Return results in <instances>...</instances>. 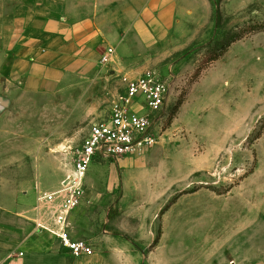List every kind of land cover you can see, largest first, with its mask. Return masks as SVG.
<instances>
[{"label":"rangeland","instance_id":"obj_1","mask_svg":"<svg viewBox=\"0 0 264 264\" xmlns=\"http://www.w3.org/2000/svg\"><path fill=\"white\" fill-rule=\"evenodd\" d=\"M175 1L173 24L164 23L165 28L158 24L159 20L165 21L158 13L119 14V20L127 28L144 18L149 25L154 24L156 31L144 40L134 38L132 31L122 33L134 60L106 81L101 91L102 100L97 105L94 94L101 83L95 79L48 94L39 92L33 98L36 102L33 123H38L41 131L48 127L42 134L44 138L38 151L54 155L63 168L64 179L71 173L74 153L83 144L91 125L109 111L120 75H136L151 68L168 76L172 92L161 119L164 135L159 142L140 157L124 156L129 159L128 164L121 163L123 157L96 159L88 171L87 181L91 176L100 178L106 166L117 161L125 167L126 173L135 171L130 181L125 177V185L132 187L125 195L126 205L120 204L121 187L113 192L102 188L91 204H82L71 211L76 210L87 224L101 223L102 228L106 218L122 214L121 208L143 202L146 216L159 215L155 222L156 233L161 227L163 205L174 200L183 189H208L214 193V198L207 193L186 195L175 205L169 220L179 224V231L175 230L177 237L161 246L157 256L170 258L166 259V264H211L207 253L222 244L225 236L216 243L209 240L213 223L208 215L213 211L218 215L214 234L220 235L225 227L222 212L230 204L239 200L247 206L251 200L264 202V0ZM108 2L0 0V8L11 12L19 4L41 5L55 15L66 13L72 20L94 17L101 22L104 16H94V12H102ZM127 2L115 0L114 8L121 12ZM103 34L109 40L111 32ZM228 44L222 55L212 59ZM108 48H113L115 53L114 43L104 45L98 62L100 68L111 62L112 58L102 60ZM123 51L120 49V53ZM128 69L132 71L127 72ZM88 90L90 96H85ZM89 106L87 110L85 107ZM240 185L243 187L234 188ZM259 218V223L247 230L248 248L264 247V215ZM0 221L30 229L29 223L11 215H0ZM231 227L233 225H229V229ZM66 230L74 239L68 227ZM238 238L244 239V236Z\"/></svg>","mask_w":264,"mask_h":264},{"label":"crops","instance_id":"obj_2","mask_svg":"<svg viewBox=\"0 0 264 264\" xmlns=\"http://www.w3.org/2000/svg\"><path fill=\"white\" fill-rule=\"evenodd\" d=\"M143 1L128 0L119 12L114 8L115 0H109L102 12H94V16H104L105 22H98L94 17L72 20L66 13L55 15L41 5L19 4L11 12L0 8V215L18 217L30 224V229L26 230L0 221V264H166V259L170 258L158 257L157 252L173 240L170 238L177 237L179 224L169 220L175 205L186 195L207 193L214 198V193L204 188L181 194L161 214V227L156 233L155 222L159 215L146 216L142 210L143 202L121 208L122 214L106 218L102 228L101 223L87 224L76 210L71 211L66 227L74 240L79 236L77 239L90 242L94 247L91 255L74 256L61 238L46 228L57 224L55 213L60 201L51 202L43 195L57 190L64 174L53 154L38 151L44 138L42 134L48 127L41 131L38 123H33L36 119L33 98L39 92L48 94L61 87L95 79L101 83L94 94L95 104L100 102L106 81L115 72L125 70L134 60L133 51L122 33L132 31L134 38L144 40L156 31L154 24L149 25L144 18L127 28L119 20V14L148 16L158 13L165 17L164 22L158 21L163 28L164 23L173 24L175 0ZM108 31L115 53L111 62L100 68L102 47L110 43L103 32ZM120 49L124 51L120 53ZM131 71L128 69L127 72ZM85 96H90V90ZM90 106L85 108L90 110ZM145 152L126 157H140ZM126 157L120 159L122 164H128ZM134 173H126L119 161L106 166L100 178L91 176L87 181V173L78 206L91 204L102 188L113 192L119 187L123 192L120 204L124 205L125 195L128 189H132L125 185V177L130 181ZM240 187L243 185L234 188ZM261 215H264V202L251 200L247 206L241 200L235 201L222 212L225 227L220 235L214 234L218 215L214 211L208 215L213 223L209 228L212 233L209 240L216 243L225 236L222 244L207 253L208 263L264 264V247L248 248L246 244L248 228L259 223ZM229 225L233 227L229 229ZM241 235L244 239L238 238ZM158 236V242L153 245Z\"/></svg>","mask_w":264,"mask_h":264},{"label":"built area","instance_id":"obj_3","mask_svg":"<svg viewBox=\"0 0 264 264\" xmlns=\"http://www.w3.org/2000/svg\"><path fill=\"white\" fill-rule=\"evenodd\" d=\"M113 52V48L106 49L102 60L109 61ZM119 81L109 111L93 122L83 144L74 153L71 173L57 190L43 195L51 202L60 201L55 213L56 229L46 228L60 237L74 256L94 253L88 240H74L66 230L68 214L79 205L91 163L96 159L118 160L141 154L164 135L163 123H160L172 92L169 77L148 68L136 75L124 73Z\"/></svg>","mask_w":264,"mask_h":264},{"label":"trees","instance_id":"obj_4","mask_svg":"<svg viewBox=\"0 0 264 264\" xmlns=\"http://www.w3.org/2000/svg\"><path fill=\"white\" fill-rule=\"evenodd\" d=\"M232 41H233V40H232ZM228 46H229V44H228L226 47H223V48L219 51V53L215 54V56H214L212 59H217L220 55H222V54L225 52V50H226V48H227ZM196 190H198V188L191 189L190 191H182L181 194L186 193V192L196 191ZM181 194H179V196H180ZM179 196H177L176 198H174V200H172L171 202H168V203L162 208L160 214H163V213L165 212V210H167V209L170 207V205H171L172 203H174V202L177 200V198H178ZM158 240H159V236L156 238V240H155V244L158 242Z\"/></svg>","mask_w":264,"mask_h":264}]
</instances>
